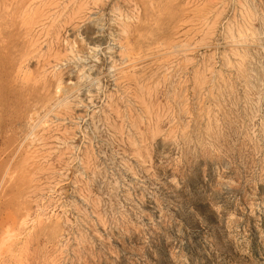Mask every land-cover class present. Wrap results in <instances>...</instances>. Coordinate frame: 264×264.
<instances>
[{"label": "rangeland", "instance_id": "rangeland-1", "mask_svg": "<svg viewBox=\"0 0 264 264\" xmlns=\"http://www.w3.org/2000/svg\"><path fill=\"white\" fill-rule=\"evenodd\" d=\"M0 264H264V0H0Z\"/></svg>", "mask_w": 264, "mask_h": 264}, {"label": "bare ground", "instance_id": "bare-ground-1", "mask_svg": "<svg viewBox=\"0 0 264 264\" xmlns=\"http://www.w3.org/2000/svg\"><path fill=\"white\" fill-rule=\"evenodd\" d=\"M8 7H10V5H8ZM29 9L30 8H27V5H26L25 9H22L18 15L19 24H20L21 28H23V30L21 32H22L24 39L22 38L23 41L21 43V46L17 50V52H18L17 58H16V61L14 64V69H13L14 78H15L14 81H16L18 84H20V86H21L20 90H22V92H23V90L27 91V88H29L32 91H38L40 88H42V85L44 84L43 77L45 76L46 68L48 66H50V64H51V60L49 59V57H50L49 48L54 47L58 43L57 41H55V43L52 42L53 44L51 45V47H49L48 49H46L43 52H41L42 49L38 50L39 46H41V44L39 46L37 45L40 37H39V35L33 36V34H32L33 32L31 30V27L33 25L32 24L33 23L32 18H34L33 17L34 14H37L36 13L37 11H35L36 9L35 10H32V9L29 10ZM35 17H36V15H35ZM229 30H230L229 33L232 34L231 28ZM122 31H125L124 28H122ZM237 31H238V29H237ZM237 33H239L240 37L244 36L243 30L238 31ZM54 38L56 40L58 39L57 36H53V39ZM225 38H227V37H225ZM231 38H234L233 35H231ZM233 41H235V40L233 39ZM74 44H75V42H74ZM73 47H74V45L72 44L69 48L70 49L69 52L71 54H74L75 51L77 50V49H74L77 47H74V48ZM77 51H79V50H77ZM53 53H54V51H53ZM53 53H51V56H52L51 58L57 60L58 54H56V53L53 54ZM59 55L64 56L65 54H59ZM31 63H34L35 66L31 67ZM202 82L203 81H201V83ZM73 89H74V87H70V86L66 85L65 80H63L62 76L59 75L57 77L56 86H55V90L57 93H66L67 94V92L69 90H73ZM210 91H211V89H210Z\"/></svg>", "mask_w": 264, "mask_h": 264}]
</instances>
